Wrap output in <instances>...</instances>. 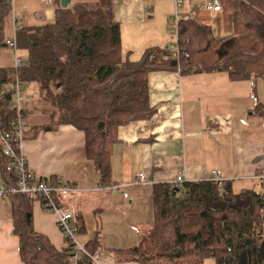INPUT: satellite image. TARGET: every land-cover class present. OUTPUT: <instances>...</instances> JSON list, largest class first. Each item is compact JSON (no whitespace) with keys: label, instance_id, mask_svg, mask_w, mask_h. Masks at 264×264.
I'll return each instance as SVG.
<instances>
[{"label":"trees","instance_id":"16d2710c","mask_svg":"<svg viewBox=\"0 0 264 264\" xmlns=\"http://www.w3.org/2000/svg\"><path fill=\"white\" fill-rule=\"evenodd\" d=\"M11 11V0H0V53L7 48ZM233 28L232 36L216 38L209 24L179 19L177 54L168 46H153L138 60H130L122 51L113 0H75L70 7L55 0L52 21L16 26V44L24 59L18 68L0 66V127L8 128L13 117L3 84L15 75L24 86L36 83L50 112V122L43 128L70 124L81 130L98 183L111 186L110 158L118 127L154 113L148 101L150 72L225 71L232 80L264 76V0H240ZM6 165L7 159L0 155L1 182L14 184L15 174ZM260 183L264 188V180ZM151 195L152 224L137 232L136 245L122 250L130 260L203 264L211 258L214 264H264V190L235 191L230 181L210 178L155 183ZM7 198L23 263L72 264L64 236L65 246L57 250L34 230L32 200L18 193ZM75 224L80 233L83 225ZM98 246L97 236L84 243L92 255Z\"/></svg>","mask_w":264,"mask_h":264},{"label":"crops","instance_id":"0c3cea01","mask_svg":"<svg viewBox=\"0 0 264 264\" xmlns=\"http://www.w3.org/2000/svg\"><path fill=\"white\" fill-rule=\"evenodd\" d=\"M73 2L69 0L67 7ZM239 4L240 0H220V10L211 12L206 0H113V14L123 54L138 60L146 48L168 45L175 15L209 24L216 38L231 36ZM11 8L7 37L12 34V17L24 26L52 21L55 0H11ZM12 62L11 50L2 49L0 66ZM147 84L154 113L119 126L118 141L111 150L109 180L122 185L121 192L92 191L98 176L84 152V133L70 124L45 130L49 122L42 118H50V112L40 96L33 101L26 92L22 99L21 153L27 167L35 177L60 178L76 186L65 205L74 212L73 223L83 225L80 233L88 237L84 243L98 237L94 264H138L122 250L136 245L137 232L153 222L151 187L155 183H174L181 173L186 181L210 179L215 170L235 191L261 186L257 176L264 175V76L232 80L225 71L160 70L148 74ZM140 173L144 182L138 181ZM1 181L0 177V185ZM31 218L36 232L57 250L64 248L63 234L51 215L34 206ZM18 247L8 198L0 194V264H24ZM203 264L214 261L207 258Z\"/></svg>","mask_w":264,"mask_h":264},{"label":"built area","instance_id":"2783aa9c","mask_svg":"<svg viewBox=\"0 0 264 264\" xmlns=\"http://www.w3.org/2000/svg\"><path fill=\"white\" fill-rule=\"evenodd\" d=\"M51 1V0H45ZM176 3L180 0H175ZM206 7L211 12L220 10V0H206ZM178 16H174L170 20L168 47L173 50L175 54L179 51L178 48V30L177 24ZM19 21L12 17V34L5 38V45L12 52V64L14 68L22 66L23 60L17 54V44L15 39V30ZM5 92L10 95L8 101V108L12 111L13 117L9 122L8 128L0 127V155L7 159L6 170L12 171L15 174L14 184H1L0 194L7 197L9 194L18 193L28 200H39L42 206L53 213L56 218V223L63 236L66 238V243L69 246L68 256L76 264L78 262L94 263V257L90 254L84 244L76 240L78 234V226L72 222L73 211L65 205V200L69 194L77 191L74 184L66 182L60 178H38L27 167L26 159L21 153V145L24 138L25 119L22 108V99L24 97V82L19 79L17 75L13 80L3 84ZM260 180H264V175L257 176ZM211 179L220 181L218 171L213 170ZM138 181L144 182L145 176L143 173L138 175ZM184 181L183 173L176 176L174 183L178 184ZM114 189L121 192L122 185L115 184L111 186H101L99 183L95 184L91 190H107ZM124 197L127 196L125 192L122 193Z\"/></svg>","mask_w":264,"mask_h":264},{"label":"rangeland","instance_id":"374dc122","mask_svg":"<svg viewBox=\"0 0 264 264\" xmlns=\"http://www.w3.org/2000/svg\"><path fill=\"white\" fill-rule=\"evenodd\" d=\"M10 34V33H9ZM233 35V34H232ZM231 35V36H232ZM10 36V35H9ZM239 38L237 37L236 38V40L233 42L234 43V45L236 46V45H239ZM234 45H230V49H233L234 48ZM17 54H19V56L21 57V59L23 60L24 59V52H22L21 50H17ZM26 92H29L30 94H32V100L33 101H36L38 98H39V96H40V92H39V89H38V87H37V85H36V83H28L27 85H25L24 86V94L26 93ZM42 120L44 121V122H50V118H48V117H46V116H44L43 118H42ZM24 138H25V136H24ZM23 138V139H24ZM23 146H24V143H22V145H21V148H23ZM258 188H261L262 190H264V188H262L261 186H258ZM67 199V198H66ZM66 201V200H65ZM34 206H37L38 207V209L41 211V213H44V214H46V215H51L52 217H53V221H54V223H55V227H56V229H57V231L59 232V234L62 236V233H61V231H60V229L58 228V225H57V223H56V218H55V216H54V214L53 213H51V212H49L48 210H46L43 206H42V204L40 203V201L39 200H32L31 201V211L33 210V207ZM73 211V210H72ZM87 221H88V223L89 224H91L92 223V218H90L88 215H87ZM72 222H74V212H73V218H72ZM88 237H87V235H84L83 236V233H78L77 235H76V240L79 242V243H82V244H84V242H83V240H85V239H87ZM51 242V241H50ZM72 264H73V262H71Z\"/></svg>","mask_w":264,"mask_h":264},{"label":"water","instance_id":"95a60500","mask_svg":"<svg viewBox=\"0 0 264 264\" xmlns=\"http://www.w3.org/2000/svg\"><path fill=\"white\" fill-rule=\"evenodd\" d=\"M68 4H69V0H60L61 7H67ZM88 264H93V263H88Z\"/></svg>","mask_w":264,"mask_h":264}]
</instances>
